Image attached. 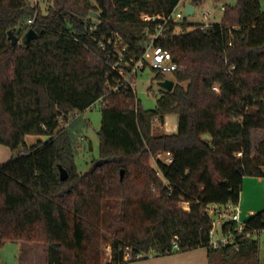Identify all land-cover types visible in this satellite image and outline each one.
Masks as SVG:
<instances>
[{"label":"trees","instance_id":"obj_1","mask_svg":"<svg viewBox=\"0 0 264 264\" xmlns=\"http://www.w3.org/2000/svg\"><path fill=\"white\" fill-rule=\"evenodd\" d=\"M181 1L50 0L43 13L30 0H0V145L14 153L0 166V247L41 243L46 264H106L105 243L109 264L204 247L210 263L219 256L221 264H260L254 238L210 245L206 207L238 204L244 178H264V167L250 170L244 157L250 132L264 131L261 0H234L222 22L207 28L169 25L156 45L180 69L173 91L162 90L154 110H144L130 87L114 91L121 83L117 68L128 71L144 56L160 23L142 16H169ZM30 29L38 38L26 48ZM98 102L100 158L81 173L77 137L89 126L81 115ZM170 115L177 116V130L154 134V122L165 124ZM27 136L48 140L28 147ZM258 150L264 153V140ZM159 154H170L172 162L153 166ZM245 225V233H260L264 211ZM224 229L238 233L233 222Z\"/></svg>","mask_w":264,"mask_h":264},{"label":"rangeland","instance_id":"obj_2","mask_svg":"<svg viewBox=\"0 0 264 264\" xmlns=\"http://www.w3.org/2000/svg\"><path fill=\"white\" fill-rule=\"evenodd\" d=\"M234 0H203L194 4L195 11L191 17H186V7L192 4V0H182L176 9L177 13H181L184 19H181L179 23L187 21L188 23L195 25H214L219 24L223 20L224 10L223 8L227 4H234ZM30 4L34 7H39L43 13L47 10L50 0H30ZM261 7L264 11V0H261ZM208 15V18H207ZM189 29L188 31H191ZM176 34H181V29L176 30ZM165 79H173V74H165ZM133 85L136 91L137 100L140 102L141 107L144 110H154L156 108L159 94L162 91V87L159 86V81L155 78V72L151 68L140 72L136 79L133 81ZM102 108L101 102L92 106L85 111L81 117L82 120L89 123V126L81 133L78 138L79 152L76 158V164L78 171L81 173H88L93 162L100 158V136L99 132L102 123ZM177 116L170 115L166 118L165 124L160 122H154V134L172 133L177 130ZM208 138V137H206ZM48 136H27L26 144L28 147H32L39 142H46ZM264 140V131H252L249 134L248 141L250 148V155H244L245 160L248 163L250 170L255 169L256 166L264 167V153L258 150V145ZM89 142L92 143V151H87L86 147ZM14 153L6 146L0 145V166L6 165ZM164 163H169V157L165 154L162 156ZM161 160V161H162ZM156 161L152 160V165L156 166ZM187 204L183 205L186 207ZM241 213V219L243 222L247 221L250 216L264 211V178L261 177H249L244 178L242 193L239 201ZM254 210V211H252ZM252 211L253 213H250ZM252 215V216H253ZM104 232L108 237H111V231L108 226V222L104 223ZM220 235L218 236V238ZM254 239L257 240L259 245V263L264 264V230L254 235ZM207 251V248H202ZM105 260H108L109 254H111V246L109 243L104 244ZM180 253V252H177ZM158 256H154L152 253L145 254L141 259L130 261V264H144L152 259H157ZM46 253L44 245L41 243L23 244L17 242H6L0 247V264H46ZM212 264H221V258L216 256L211 261ZM246 264V262H242Z\"/></svg>","mask_w":264,"mask_h":264},{"label":"built area","instance_id":"obj_3","mask_svg":"<svg viewBox=\"0 0 264 264\" xmlns=\"http://www.w3.org/2000/svg\"><path fill=\"white\" fill-rule=\"evenodd\" d=\"M179 6V5H178ZM178 8V7H177ZM176 8V9H177ZM174 10L169 16H154L149 17L146 15L142 16V19L145 22L157 21L159 20L160 23L157 25L155 33L149 35V40L146 44V51L144 56L132 62V66L128 71H124L123 69L117 68L120 76H121V83L119 86L114 88V91H119L121 87L125 89L130 87L136 93L133 81L136 79L138 74L146 68L154 69L163 75L165 74H173L176 71H179L180 66L173 61L171 53L164 50L162 47L157 46L156 42L160 39L166 37V32L168 30L169 25L171 24H178L183 15L181 13H177V10ZM224 10V8H223ZM208 18V15H207ZM33 21H30L32 24ZM208 25H202V28H207ZM112 42L108 40L107 44L102 42L100 43V48L105 49L107 45H110ZM120 63H122V59H120ZM215 91L217 87L214 88ZM169 157L168 162L171 163L172 159L170 154H165ZM163 154H159L154 160L155 163H158L162 160ZM185 205V204H184ZM186 211H189V205L187 204L186 207L183 206ZM206 213L211 218L212 221V229L210 230V245L217 249L219 247H226L229 245H235L236 240L238 237L244 238H254V235L258 234L259 232H247L245 222L241 219V209L240 205L238 204H228L225 206L220 205H209L206 207ZM233 222L237 225L238 233L235 234L231 230L225 232V225ZM220 237L218 238V236ZM177 238L173 244V251L177 252L180 251V247L177 244ZM143 255H138L135 257L136 260L142 258ZM133 259L132 251L129 247L125 249V260L130 261Z\"/></svg>","mask_w":264,"mask_h":264},{"label":"water","instance_id":"obj_4","mask_svg":"<svg viewBox=\"0 0 264 264\" xmlns=\"http://www.w3.org/2000/svg\"><path fill=\"white\" fill-rule=\"evenodd\" d=\"M199 2H203V0H192V4L187 5V7H186V17H191L193 15V13L195 11L194 4H197ZM92 15L95 18H99V15H97L95 13H93ZM8 37H9V40L11 41L13 46H16V45L19 44V39L14 34L13 31H9L8 32ZM37 38H38L37 33L34 30L30 29L26 33V35L24 36L23 43L26 45V48L30 47L32 41L37 39ZM159 86L162 87L161 89L165 90L166 92H172L174 87H175V82L173 80L166 79V80H164L162 82H159ZM89 148H90V151L93 150L91 142H89ZM121 173H122L121 174V179H123V176H124L125 173H124V171H122ZM60 178H61V181H65L68 178V172L62 166H60Z\"/></svg>","mask_w":264,"mask_h":264},{"label":"crops","instance_id":"obj_5","mask_svg":"<svg viewBox=\"0 0 264 264\" xmlns=\"http://www.w3.org/2000/svg\"><path fill=\"white\" fill-rule=\"evenodd\" d=\"M252 211H250V213H253ZM252 215L250 216V218L254 216ZM110 261H111V254H109V258L106 261V264H109ZM144 264H211V263L208 257V251L202 248H197L186 252L160 256L159 258L152 259Z\"/></svg>","mask_w":264,"mask_h":264}]
</instances>
